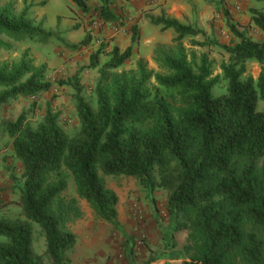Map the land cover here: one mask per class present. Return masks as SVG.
<instances>
[{"label":"trees","instance_id":"obj_1","mask_svg":"<svg viewBox=\"0 0 264 264\" xmlns=\"http://www.w3.org/2000/svg\"><path fill=\"white\" fill-rule=\"evenodd\" d=\"M22 2L19 13L13 2L0 4V53L11 51L12 42L49 38L29 19L30 7ZM70 2L86 19L94 16L104 25L121 19L111 9L112 0H96L93 11L85 0ZM251 13L253 27L264 33V14ZM149 21L174 33L170 46L159 45L152 52L158 71L139 59L133 69L117 72L139 43L136 27L129 47L121 52L113 46L102 65L99 56L107 46L101 43L87 66L98 70L95 104L80 96L75 78L70 80L76 91V134L64 133L49 104L34 128L28 113L0 124L22 166L19 204L26 219L0 218V239L5 240L0 264H42L32 249L30 223L40 227L51 263L70 264L76 236L66 222L68 211L76 207L62 198L69 175L78 198L95 217L119 228L117 195L98 173L135 179L152 204L154 192L166 193L165 210L175 219L174 232L187 233V257L179 264H264V108L256 110L258 101L264 106V42L253 41L233 25H228L235 39L230 45L214 39L197 42L204 34L197 28L165 15ZM186 40L227 55L221 77L214 76L207 55L188 53ZM250 63L260 67L256 80L246 75ZM220 81L227 83L226 92L215 98L212 89ZM50 89L45 67L35 65L28 50L17 61L0 59V107Z\"/></svg>","mask_w":264,"mask_h":264},{"label":"rangeland","instance_id":"obj_2","mask_svg":"<svg viewBox=\"0 0 264 264\" xmlns=\"http://www.w3.org/2000/svg\"><path fill=\"white\" fill-rule=\"evenodd\" d=\"M29 5V19L34 25H40L49 34L46 41H26L23 44L12 42L13 49L1 52L2 61H17L21 54L28 50L35 65L45 67V79L51 84L48 92L34 99L20 98L0 107V124L14 122L22 113L33 128L40 122L46 105L58 115V125L71 137L79 130L75 110L74 84L80 89V96L94 105L93 95L99 75L98 70H88L90 56L100 44H106L99 56L102 65L108 60V53L113 46L122 52L130 45L132 27L138 30L139 43L133 47L132 57L122 69L135 67L143 59L148 68L158 71L152 62V52L156 46H170L174 37L172 30L161 31L160 27L150 23L151 17L167 15L201 30L203 36L194 40L203 42L216 40L222 45L235 42L228 25L239 31H247V36L256 42H264V33L256 30L251 22L252 10L264 14V4L253 0H164L156 6L151 0H131L118 6V0H112V7L121 17L117 23L102 24L94 16L84 18L82 12L70 0H26ZM93 11L96 0H85ZM14 3L16 13L23 9L22 0H0L4 5ZM42 3H44L42 5ZM135 4L134 6L129 5ZM168 4L166 9L164 4ZM165 8H164V7ZM160 8V9H158ZM163 9V10H162ZM169 11L171 14L166 13ZM90 34V35H89ZM89 36V41L81 45ZM189 54L197 57L202 54L212 61L214 76L221 77L220 65L227 62V55L217 47H193L190 40L184 41ZM259 65L250 63L246 66V75L254 80L259 74ZM60 83H64L60 85ZM74 83V82H73ZM227 83L220 81L212 89L215 98L224 95ZM264 106L257 103V112ZM12 139L6 133H0V218L25 221L20 202L22 185V166L12 149ZM98 176L105 186L118 198L116 210L119 228H113L97 219L88 204L78 198L71 175L67 180V189L62 194L66 203L74 201L75 209L67 213L66 228L76 236L74 249L68 254L70 264H179L186 259L183 247L186 244V232H174L175 219L169 217L165 210L166 193L156 191L150 201L145 189L130 177ZM32 229V249L42 264H52L46 254L44 236L38 225L30 223ZM0 239V243H4Z\"/></svg>","mask_w":264,"mask_h":264},{"label":"crops","instance_id":"obj_3","mask_svg":"<svg viewBox=\"0 0 264 264\" xmlns=\"http://www.w3.org/2000/svg\"><path fill=\"white\" fill-rule=\"evenodd\" d=\"M120 2V4H118V6H121V5H123V4H126V1L125 0H118V3ZM151 2L152 3H156V6H158V5H161V4H163L164 3V0H151ZM129 5H131V6H134L135 4H133V3H130ZM164 6H166V9L169 7V5L166 3V4H164ZM163 6V7H164ZM114 8L115 7H112L111 6V9L113 10V12H116V10H114ZM165 8V7H164ZM158 9H160V8H158ZM163 10V9H162ZM166 13H168V14H171L169 11H165ZM161 15V14H160ZM172 15V14H171ZM165 17H167V15L165 16ZM169 18H172V19H175V20H177V21H179L180 23H182L179 19H178V17H176L175 15L174 16H172V17H169ZM182 24H184V23H182ZM165 32H167V30L165 31ZM143 60V59H142Z\"/></svg>","mask_w":264,"mask_h":264}]
</instances>
